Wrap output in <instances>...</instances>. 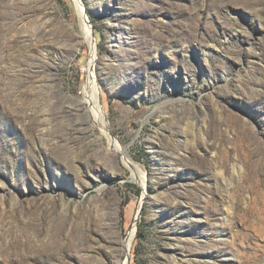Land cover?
Here are the masks:
<instances>
[{
	"label": "rangeland",
	"instance_id": "1",
	"mask_svg": "<svg viewBox=\"0 0 264 264\" xmlns=\"http://www.w3.org/2000/svg\"><path fill=\"white\" fill-rule=\"evenodd\" d=\"M124 263L264 264V0H0V264Z\"/></svg>",
	"mask_w": 264,
	"mask_h": 264
},
{
	"label": "bare ground",
	"instance_id": "2",
	"mask_svg": "<svg viewBox=\"0 0 264 264\" xmlns=\"http://www.w3.org/2000/svg\"><path fill=\"white\" fill-rule=\"evenodd\" d=\"M79 7V18L82 28V33L85 39L88 41L91 47V54L88 61V76L87 81L84 85L83 89V97L79 99L80 104L87 110L89 116L94 120L95 124L98 125L101 132H103L104 136L106 137L108 143L112 147L113 150H115L118 154L123 155V159H125L126 164L129 166L131 172H132V178L139 184L145 185L146 184V178L142 172H140V167L133 163L127 151L119 145L117 140L113 138L108 130L107 123L105 121L104 112L102 110L101 105L99 104V91L97 84L95 82L94 73L92 71L93 66L95 65L94 62L97 59V52L95 50V44L96 41L93 37L92 31L87 23L86 16L83 14V9L81 5H78ZM134 230L131 231L130 236L128 240L125 243V250L128 251L130 246L131 238L133 237ZM125 251V252H126ZM127 253V252H126ZM125 264V263H124Z\"/></svg>",
	"mask_w": 264,
	"mask_h": 264
}]
</instances>
